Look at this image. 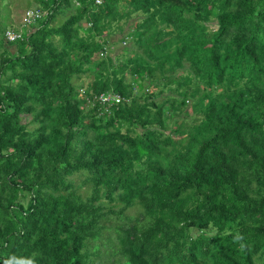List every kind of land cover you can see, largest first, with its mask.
Here are the masks:
<instances>
[{"label": "trees", "instance_id": "16d2710c", "mask_svg": "<svg viewBox=\"0 0 264 264\" xmlns=\"http://www.w3.org/2000/svg\"><path fill=\"white\" fill-rule=\"evenodd\" d=\"M34 1L1 34L0 264H264V0Z\"/></svg>", "mask_w": 264, "mask_h": 264}, {"label": "rangeland", "instance_id": "374dc122", "mask_svg": "<svg viewBox=\"0 0 264 264\" xmlns=\"http://www.w3.org/2000/svg\"><path fill=\"white\" fill-rule=\"evenodd\" d=\"M4 7H3V6ZM76 3L72 1V8L70 6H64L63 9L57 14V16L54 18V26H60L63 24L69 17H72L75 15V8ZM33 10H40L43 13V18L47 16L46 10H42L40 7L36 5V2L34 0H4L3 3H0V50L1 47L3 46L6 50H9L10 52L14 53L15 48L14 46H9L6 45L3 38H4V31L6 30H22L23 32L25 31L26 33L28 32V28H26L23 25V19L25 16V13L28 11H33ZM3 28V30H2ZM31 29V28H30ZM3 32V38L1 37V34ZM97 38V37H95ZM114 37H111L109 40H113ZM117 46H112L111 48H107V51L114 53L116 51ZM110 53V54H111ZM109 54V53H108ZM90 80V78L85 79V84ZM191 114V113H190ZM250 112L245 113L244 117L248 118L250 116ZM197 120L199 119V114H191V116H188L187 118V124L190 123L191 119ZM29 118L26 117V119L23 120V122L28 121ZM181 121H178L180 123ZM81 177V176H79ZM81 184V179H77L76 185ZM141 210L138 207V205L129 208L125 211V214H127L130 217H136L138 220L142 218V215L140 214ZM131 223L125 222L124 227H130ZM107 249L101 248V251L106 252ZM103 258H106V256H103L100 261H103ZM112 261H116L115 264L118 263V258H113ZM111 261V263H112Z\"/></svg>", "mask_w": 264, "mask_h": 264}, {"label": "built area", "instance_id": "2783aa9c", "mask_svg": "<svg viewBox=\"0 0 264 264\" xmlns=\"http://www.w3.org/2000/svg\"><path fill=\"white\" fill-rule=\"evenodd\" d=\"M102 0H96V4H100ZM43 13L39 10L27 11L23 19V25L30 29L32 26L36 25L43 17ZM4 38L9 43H14L16 41L22 40L23 31L22 30H6L4 31ZM121 102V97L118 94L107 92L101 93L94 97L93 106H98L99 109H103L106 112L110 110Z\"/></svg>", "mask_w": 264, "mask_h": 264}, {"label": "clouds", "instance_id": "9594fccd", "mask_svg": "<svg viewBox=\"0 0 264 264\" xmlns=\"http://www.w3.org/2000/svg\"><path fill=\"white\" fill-rule=\"evenodd\" d=\"M29 264H32V262H31V261H29Z\"/></svg>", "mask_w": 264, "mask_h": 264}, {"label": "crops", "instance_id": "0c3cea01", "mask_svg": "<svg viewBox=\"0 0 264 264\" xmlns=\"http://www.w3.org/2000/svg\"><path fill=\"white\" fill-rule=\"evenodd\" d=\"M28 31H32V29H29Z\"/></svg>", "mask_w": 264, "mask_h": 264}]
</instances>
